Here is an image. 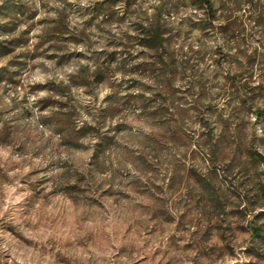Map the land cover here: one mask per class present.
<instances>
[{"label": "rangeland", "instance_id": "374dc122", "mask_svg": "<svg viewBox=\"0 0 264 264\" xmlns=\"http://www.w3.org/2000/svg\"><path fill=\"white\" fill-rule=\"evenodd\" d=\"M209 1L0 0V264H264V0Z\"/></svg>", "mask_w": 264, "mask_h": 264}, {"label": "trees", "instance_id": "16d2710c", "mask_svg": "<svg viewBox=\"0 0 264 264\" xmlns=\"http://www.w3.org/2000/svg\"><path fill=\"white\" fill-rule=\"evenodd\" d=\"M204 5L210 6L211 3L209 0H200ZM162 22H159L157 26H155L154 30L149 31L145 36H144V42L143 45L146 46L147 48L153 49L157 48L158 46L164 47L165 44V34L162 30ZM154 45H157L154 46ZM70 136H72L75 139H78L80 137V132H68ZM257 157L260 159H263V156L260 154H256Z\"/></svg>", "mask_w": 264, "mask_h": 264}]
</instances>
